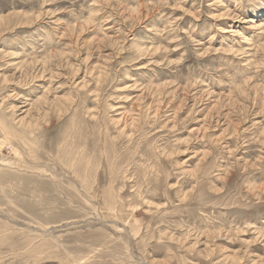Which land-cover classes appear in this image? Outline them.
Segmentation results:
<instances>
[{
  "label": "rangeland",
  "instance_id": "1",
  "mask_svg": "<svg viewBox=\"0 0 264 264\" xmlns=\"http://www.w3.org/2000/svg\"><path fill=\"white\" fill-rule=\"evenodd\" d=\"M0 121V264H264V0H0Z\"/></svg>",
  "mask_w": 264,
  "mask_h": 264
},
{
  "label": "bare ground",
  "instance_id": "2",
  "mask_svg": "<svg viewBox=\"0 0 264 264\" xmlns=\"http://www.w3.org/2000/svg\"><path fill=\"white\" fill-rule=\"evenodd\" d=\"M0 131L5 135V137H7L9 143L11 142V144L14 142L12 140V138L14 139V137H19L18 135H16L12 129H10L9 127L6 126V124H4L3 122L0 121ZM20 139H22L21 137H19ZM26 141V140H25ZM24 143V141H23ZM1 144V143H0ZM3 144H5L3 142ZM3 146V145H2ZM12 151V150H11ZM4 160V159H3ZM2 163H0L1 165ZM12 165V164H11ZM3 166V165H2Z\"/></svg>",
  "mask_w": 264,
  "mask_h": 264
}]
</instances>
